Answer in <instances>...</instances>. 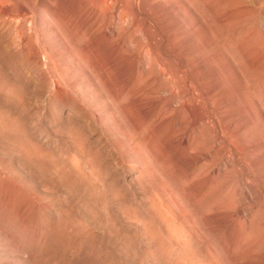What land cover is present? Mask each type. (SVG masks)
<instances>
[{"label": "rangeland", "instance_id": "374dc122", "mask_svg": "<svg viewBox=\"0 0 264 264\" xmlns=\"http://www.w3.org/2000/svg\"><path fill=\"white\" fill-rule=\"evenodd\" d=\"M0 264H264V0H0Z\"/></svg>", "mask_w": 264, "mask_h": 264}]
</instances>
